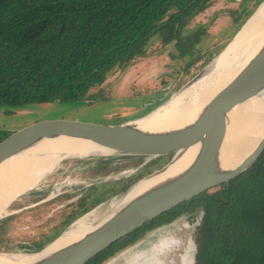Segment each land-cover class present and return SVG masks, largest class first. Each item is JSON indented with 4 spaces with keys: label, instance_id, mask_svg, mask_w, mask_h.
Here are the masks:
<instances>
[{
    "label": "trees",
    "instance_id": "trees-1",
    "mask_svg": "<svg viewBox=\"0 0 264 264\" xmlns=\"http://www.w3.org/2000/svg\"><path fill=\"white\" fill-rule=\"evenodd\" d=\"M212 2L0 0V107L78 99L98 89L112 69L145 56L154 36L163 46L173 42L178 57L188 56V70L200 58L195 56L194 45L205 30L198 27L183 33V29L192 16ZM236 14L230 11L234 20L239 17ZM8 132L0 127V139ZM170 156L152 157L141 166L139 162L132 173L108 186L106 181L92 183L76 201L64 206L71 209L53 224L50 236L45 232L28 237L10 235L11 226L21 222L22 213L3 216L0 245L24 251L41 249L78 216L129 189ZM41 194L31 191L26 202L37 201L44 197ZM48 202L35 207L44 208ZM197 210L195 264H264V149L244 171L142 223L83 264H101L151 228Z\"/></svg>",
    "mask_w": 264,
    "mask_h": 264
},
{
    "label": "rangeland",
    "instance_id": "rangeland-1",
    "mask_svg": "<svg viewBox=\"0 0 264 264\" xmlns=\"http://www.w3.org/2000/svg\"><path fill=\"white\" fill-rule=\"evenodd\" d=\"M263 1L213 0L207 8L192 16L183 29V33H189L198 27H202L205 31L194 45L195 56L200 55V58L190 65L188 70H185V65L189 57H178V51L173 42L163 46L159 38L154 36L146 46L145 56L125 67H116L109 71L106 79L98 88L100 91L98 89L88 91L105 97L107 100L92 106L54 101L33 103L25 107H0V127L10 131L32 121L47 118L74 119L71 125L114 123V118L105 115L108 107H113V111L119 116L128 114L127 117H132L147 114L166 102L172 94L180 90L209 64L243 28L246 21L251 18ZM232 10L237 11L238 19L234 20L233 16H230ZM206 59L207 61H205ZM115 105L117 107H114ZM146 158V156L118 154L62 158L35 187L18 195L6 208L7 212L22 213L21 222L11 226L10 235L28 237L38 236L43 232L47 236L52 235L53 223L60 219L65 210L71 209V207L65 209L64 205L69 201H76L78 196L92 183L106 181L108 186L112 181L127 176L135 170L137 163L142 164ZM166 158H162L160 161L163 162ZM142 180L134 186H137ZM36 190L40 191L44 197L63 190L67 192L61 193L49 202L46 201L49 205L41 209L38 208L39 210L35 207L37 204L20 209L24 205L31 204L26 201L29 200V193L36 192ZM117 196L118 194L95 205L78 216L66 229L82 217L87 223H97L114 207L110 205V202ZM199 216L200 211L198 210L190 214H182L174 221L148 231L140 239L118 250L101 264H126L129 259H138L136 254L141 253L138 257H143L144 249H148L145 264H192L196 244L190 240V234L193 227L196 226ZM161 237H167L162 239L165 242H171L168 238L172 237L179 244L175 249L165 248L160 251L153 249L155 245L150 249L149 246Z\"/></svg>",
    "mask_w": 264,
    "mask_h": 264
},
{
    "label": "water",
    "instance_id": "water-1",
    "mask_svg": "<svg viewBox=\"0 0 264 264\" xmlns=\"http://www.w3.org/2000/svg\"><path fill=\"white\" fill-rule=\"evenodd\" d=\"M263 3L264 1L259 7ZM204 68L184 86L197 79ZM254 71H258L261 78L252 86L233 96L208 104L195 118L175 127L145 128L137 123V120L148 113L132 117H127L128 114L119 116L115 114L113 107H108L105 115L114 118L115 122L97 123L100 125V130L95 136L102 146H111V143L116 146L110 153L106 154L144 155L147 157L144 162L152 157L169 153H172L171 158L160 168L137 180L129 189L118 193L117 197L121 198L120 201L104 218L95 224H90L91 228L78 239L52 249L36 259H32V257L43 253L62 233L36 251H24L0 245V256L5 255L7 259H10L12 256L22 255L25 259L21 264H25V261L26 264H83L142 223L244 171L263 151L264 133L248 153L232 165L223 164L222 151L229 127V112L252 96L259 93L264 95V56L241 69L235 77L251 74ZM105 100L107 98L86 92L78 99L59 102H73L78 105L92 106ZM73 120L67 118L39 119L10 130L0 139V164L43 140L60 136ZM105 134L112 136L113 139L103 137ZM193 146L196 151L185 165L158 179L140 193L123 200L126 193L138 181L164 172ZM9 213L11 212H5L0 215V218ZM14 261L18 260L14 259Z\"/></svg>",
    "mask_w": 264,
    "mask_h": 264
},
{
    "label": "bare ground",
    "instance_id": "bare-ground-1",
    "mask_svg": "<svg viewBox=\"0 0 264 264\" xmlns=\"http://www.w3.org/2000/svg\"><path fill=\"white\" fill-rule=\"evenodd\" d=\"M263 47L264 3L224 49L210 61L197 79L172 94L166 102L138 119L137 123L145 128L179 126L195 118L208 104L249 88L261 78L258 71L239 77L235 75L264 56ZM263 99V93H259L229 112V127L222 151L223 164L232 165L242 159L264 133ZM99 130L98 124L70 125L60 136L43 140L3 161L0 164V215L7 212V206L17 195L35 187L62 158L110 153L116 146L112 143L111 146L99 144L95 137ZM103 137L113 139L108 134ZM194 151L196 148L190 147L164 172L145 178L137 186H133L123 200L140 193L158 179L181 168L191 159ZM120 199L115 197L110 205L115 206ZM90 228V223L85 222L83 217L77 219L43 253L34 255L32 259L78 239ZM24 259L22 255L12 256L10 259L4 256L0 257V264H21Z\"/></svg>",
    "mask_w": 264,
    "mask_h": 264
},
{
    "label": "flooded vegetation",
    "instance_id": "flooded-vegetation-1",
    "mask_svg": "<svg viewBox=\"0 0 264 264\" xmlns=\"http://www.w3.org/2000/svg\"><path fill=\"white\" fill-rule=\"evenodd\" d=\"M37 192H39L40 193V191H38V190H36ZM63 192H67L66 190H63V191H60V192H58V193H56V194H50V195H48L47 197L45 196V197H41L40 199H38L37 201H35V202H32L31 204H28V205H24V206H22L20 209H23V208H27V207H30V206H33V205H36V204H38V203H42V202H46V201H50L52 198H55V197H57V196H59L61 193H63ZM85 192V191H84ZM83 192V193H84ZM82 193V194H83ZM81 194V195H82ZM80 195V196H81ZM80 196H78V198L80 197ZM72 197V196H71ZM68 198V200H69V198L70 197H67ZM77 198V199H78ZM70 202V201H69ZM68 202V203H69ZM53 203V202H52ZM99 204V203H98ZM65 206V205H64ZM90 210V209H89ZM12 212H14V211H12ZM11 212V213H12ZM186 214H190V213H186ZM181 216V215H180ZM179 217V216H178ZM178 217H176V218H178ZM175 218V219H176ZM175 219H173V220H171L170 222H172V221H174ZM60 221V219L59 220H57L56 222H54L53 224H55V223H58ZM170 222H168V223H170ZM199 222V220L197 221V223ZM168 223H164V224H160V225H157V226H155V227H153V228H151L150 230H154V229H158V228H160V227H162V226H164L165 224H168ZM53 226V225H52ZM149 230V231H150ZM194 231H195V226L193 227V229H192V231H191V234H190V240L193 242L194 241ZM148 232V231H147ZM146 232V233H147ZM163 238H167V237H161L157 242H155V243H152L149 247H150V249H151V247L153 246V245H155L154 247H153V249H156V250H160L161 251V249H165V248H171V249H175L176 248V246H177V244H179L178 243V241L177 240H174L172 237L171 238H168V239H170L171 240V242H168L166 245H163V246H160V241L163 239ZM148 247V248H149ZM145 250V252L142 254L143 255V257H138V255H140V254H136L137 255V258L138 259H129V260H127V263L126 264H145L144 262L146 261L145 260V258H146V251L148 250V249H144ZM195 252H196V250H195ZM195 252H194V256H193V262H192V264H195ZM187 254H188V251H187ZM148 264V263H147Z\"/></svg>",
    "mask_w": 264,
    "mask_h": 264
},
{
    "label": "crops",
    "instance_id": "crops-1",
    "mask_svg": "<svg viewBox=\"0 0 264 264\" xmlns=\"http://www.w3.org/2000/svg\"><path fill=\"white\" fill-rule=\"evenodd\" d=\"M167 243H165V242H161L160 243V246H163V245H166Z\"/></svg>",
    "mask_w": 264,
    "mask_h": 264
}]
</instances>
